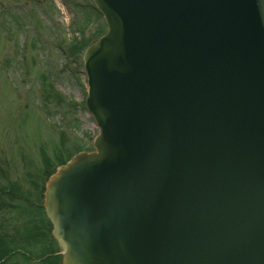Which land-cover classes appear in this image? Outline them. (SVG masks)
<instances>
[{
  "label": "water",
  "instance_id": "obj_1",
  "mask_svg": "<svg viewBox=\"0 0 264 264\" xmlns=\"http://www.w3.org/2000/svg\"><path fill=\"white\" fill-rule=\"evenodd\" d=\"M100 132L50 175L63 264H264V0H94Z\"/></svg>",
  "mask_w": 264,
  "mask_h": 264
},
{
  "label": "rangeland",
  "instance_id": "obj_2",
  "mask_svg": "<svg viewBox=\"0 0 264 264\" xmlns=\"http://www.w3.org/2000/svg\"><path fill=\"white\" fill-rule=\"evenodd\" d=\"M87 16L94 24L84 30V38L92 40L102 20L93 0H0V185L14 187L0 199V255L35 226L40 237L28 246L34 260L61 264L38 206L55 155L91 150L98 133L85 105L83 54L68 50L74 37L82 38ZM13 193L25 195L32 205L12 198ZM49 242L54 247L43 259L41 248ZM24 249L17 244V253L2 264H34L21 255Z\"/></svg>",
  "mask_w": 264,
  "mask_h": 264
},
{
  "label": "trees",
  "instance_id": "obj_3",
  "mask_svg": "<svg viewBox=\"0 0 264 264\" xmlns=\"http://www.w3.org/2000/svg\"><path fill=\"white\" fill-rule=\"evenodd\" d=\"M87 19L88 20H87V22L84 25V29L91 24V19H89V16H87ZM105 29H106V25L102 21H97L96 30H95L96 32L94 33V35H93L94 37L92 39H94V38L98 37L100 34H102ZM84 36H85V34L82 35V38H77L71 44V46L69 48L70 54H77V55L81 54L83 52V50L86 48V46L92 41L90 39L89 40H86L84 38ZM66 159L67 158L64 157V156H61L60 157L59 155H57V156L55 155V159H54V163L55 164H54V166L48 168V174H50L51 172L54 171V169H55L54 167H55L56 164L63 163L64 161H66ZM45 160H50V159L49 158H46ZM46 163H48V162H46ZM4 189H5V186H1L0 185V199L2 198L3 194L6 192V191H4ZM13 189H14V187L12 185V187L10 189V192ZM10 192H6V194H8ZM11 197L14 198V199H20V201H22V202H27V200L25 198V195L22 196L21 194L18 195L17 193H13V196L11 195ZM39 209H41V208L39 207ZM42 210L44 211V209H42Z\"/></svg>",
  "mask_w": 264,
  "mask_h": 264
}]
</instances>
